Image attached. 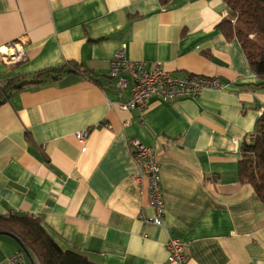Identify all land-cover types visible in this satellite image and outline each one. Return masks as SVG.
<instances>
[{
  "label": "crops",
  "instance_id": "0c3cea01",
  "mask_svg": "<svg viewBox=\"0 0 264 264\" xmlns=\"http://www.w3.org/2000/svg\"><path fill=\"white\" fill-rule=\"evenodd\" d=\"M226 15L223 0H0V47L24 51L20 61L0 53V215L38 217L62 250L95 264H164L169 235L187 264H264V203L238 166L264 113V84L222 32ZM122 46L128 59L226 88L151 97L140 119L120 107L132 81L119 90L108 74ZM66 63L73 70L57 79L4 89ZM131 139L155 149L161 226L140 218L153 210L133 177ZM18 249L0 234V264Z\"/></svg>",
  "mask_w": 264,
  "mask_h": 264
},
{
  "label": "trees",
  "instance_id": "16d2710c",
  "mask_svg": "<svg viewBox=\"0 0 264 264\" xmlns=\"http://www.w3.org/2000/svg\"><path fill=\"white\" fill-rule=\"evenodd\" d=\"M227 15L220 22L226 37H236L240 42L251 70L264 84V0H223ZM71 68H67V65ZM74 65L66 63L57 71H44L29 79L10 80L6 89L19 90L32 84L41 83L46 76L59 78ZM239 176L250 184L264 203V113L257 120L256 133L240 147L238 161ZM0 234H13L18 244L30 253L38 264H95L86 255L74 250H62L41 225L38 217L10 213L0 215Z\"/></svg>",
  "mask_w": 264,
  "mask_h": 264
},
{
  "label": "built area",
  "instance_id": "2783aa9c",
  "mask_svg": "<svg viewBox=\"0 0 264 264\" xmlns=\"http://www.w3.org/2000/svg\"><path fill=\"white\" fill-rule=\"evenodd\" d=\"M0 53L16 61L22 60L24 56L20 43L0 47ZM108 74L110 77L116 78L119 90L126 89L132 81L130 97L125 103H121L120 107L123 110H138L140 119L143 118L151 97H157L167 103L184 97H197L204 89L220 91L226 88V84L218 77L196 74L173 77L157 63L149 66L143 60L128 59L124 46L109 61ZM86 136L87 131L75 134L79 141H83ZM128 148L137 168L133 177L140 185L145 183L148 205L153 210V215L144 216L141 213L140 218L144 223L161 226L164 207L155 149L153 146L143 144L138 139L129 140ZM165 246L168 255L164 264H187L183 243L178 237L169 235ZM25 256L24 251L18 249L7 258L6 264H26ZM33 260L35 264H38L35 258Z\"/></svg>",
  "mask_w": 264,
  "mask_h": 264
},
{
  "label": "water",
  "instance_id": "95a60500",
  "mask_svg": "<svg viewBox=\"0 0 264 264\" xmlns=\"http://www.w3.org/2000/svg\"><path fill=\"white\" fill-rule=\"evenodd\" d=\"M11 236L13 239H15L17 242L19 241V238L13 234H6ZM21 249L24 251L26 257L29 259L31 264H35L33 257H31L30 253L28 252V250H26L24 247H21Z\"/></svg>",
  "mask_w": 264,
  "mask_h": 264
}]
</instances>
